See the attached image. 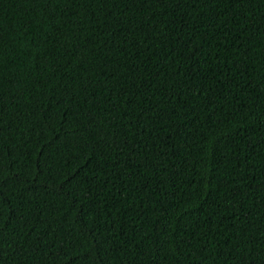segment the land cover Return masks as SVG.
I'll use <instances>...</instances> for the list:
<instances>
[{"label":"trees","instance_id":"16d2710c","mask_svg":"<svg viewBox=\"0 0 264 264\" xmlns=\"http://www.w3.org/2000/svg\"><path fill=\"white\" fill-rule=\"evenodd\" d=\"M0 264H264V0H0Z\"/></svg>","mask_w":264,"mask_h":264}]
</instances>
